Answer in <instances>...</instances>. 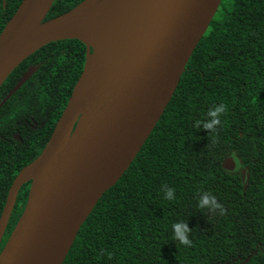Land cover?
<instances>
[{
	"label": "trees",
	"instance_id": "16d2710c",
	"mask_svg": "<svg viewBox=\"0 0 264 264\" xmlns=\"http://www.w3.org/2000/svg\"><path fill=\"white\" fill-rule=\"evenodd\" d=\"M83 1L55 0L45 21ZM21 2L0 0V33ZM84 62L79 41L50 43L0 86V95L7 94L38 66L14 95L33 96L11 98L0 115L6 110L48 119L40 135L18 150L0 143V216L13 180L48 142ZM219 104L225 112L214 131L194 126ZM232 153L241 170L230 176L222 163ZM162 186L174 189L173 200L164 198ZM29 188L27 183L19 192L0 249L25 208ZM205 191L222 205V215L197 206ZM177 221L191 230L190 247L173 238ZM62 264H264V0L221 1L154 130L81 225Z\"/></svg>",
	"mask_w": 264,
	"mask_h": 264
},
{
	"label": "water",
	"instance_id": "95a60500",
	"mask_svg": "<svg viewBox=\"0 0 264 264\" xmlns=\"http://www.w3.org/2000/svg\"><path fill=\"white\" fill-rule=\"evenodd\" d=\"M54 1L22 0L0 33V86L24 60L50 43L76 40L86 49L82 73L48 142L8 190L0 243L18 192L30 183L25 208L0 252V264L64 262L81 225L154 130L222 0H178L162 32L130 59L91 36L109 24L120 0H84L45 21ZM99 3L97 22L74 27ZM45 6L38 23L30 27L32 15ZM74 12L67 26L55 25ZM37 69L23 74L1 106ZM222 169L232 176L241 170V162L232 153ZM242 175L246 189L247 170Z\"/></svg>",
	"mask_w": 264,
	"mask_h": 264
},
{
	"label": "bare ground",
	"instance_id": "6f19581e",
	"mask_svg": "<svg viewBox=\"0 0 264 264\" xmlns=\"http://www.w3.org/2000/svg\"><path fill=\"white\" fill-rule=\"evenodd\" d=\"M178 0H120L115 15L105 28L91 33V36L106 44L119 56L130 59L147 42L164 29L165 17L177 7ZM104 3V1H102ZM47 6V5H46ZM35 11L30 27H34L46 8ZM101 3L94 5L88 14L74 27H82L98 21ZM77 12V11H76ZM75 12L55 22L56 26L65 27L74 17Z\"/></svg>",
	"mask_w": 264,
	"mask_h": 264
},
{
	"label": "flooded vegetation",
	"instance_id": "af4514ba",
	"mask_svg": "<svg viewBox=\"0 0 264 264\" xmlns=\"http://www.w3.org/2000/svg\"><path fill=\"white\" fill-rule=\"evenodd\" d=\"M64 41H70V40H64ZM85 52H86V49H85ZM72 55H75V54L73 53ZM69 60L73 64L75 62V56L73 58L69 57ZM9 93L10 92H8L5 95H0V110L4 107V105L11 98H31L33 96L30 94L29 95L14 96L15 95L14 94L1 106L2 102L8 96ZM37 96H35L34 98H37ZM47 98H57V96H53V97L49 96ZM47 120H48L47 116L40 114V113H33L32 115H30L27 112H23V113L19 114V113L10 112V111L5 110L0 115V143L5 144L6 146H11L12 148H14L13 150H18L16 148L25 145L24 141L34 139L35 135L36 136L40 135L41 130L44 128L45 122ZM25 135H27L28 137L23 138V136H25ZM28 184L30 186V183H28ZM19 192H18V195H19ZM18 195H17V198H18ZM17 198H16L15 205L13 207V211L17 205ZM13 211H12V213H13ZM12 213H11V215H12ZM10 218H11V216H10ZM9 221H10V219H9ZM8 224H9V222H8ZM7 227H8V225H7ZM7 227H6L5 233L2 237L0 246H1L2 241L4 240L5 236L7 235V232H8ZM7 240H8V238H7ZM7 240L5 241V243L7 242ZM5 243H4V245H5ZM3 247L0 249V252L2 251Z\"/></svg>",
	"mask_w": 264,
	"mask_h": 264
},
{
	"label": "clouds",
	"instance_id": "9594fccd",
	"mask_svg": "<svg viewBox=\"0 0 264 264\" xmlns=\"http://www.w3.org/2000/svg\"><path fill=\"white\" fill-rule=\"evenodd\" d=\"M225 112V106L223 104H219L218 106H214L213 108L209 109L207 112L208 120L201 123V121H195L196 127H202L203 129L208 130V132L214 131L215 127L221 123L220 116ZM162 190L164 192V198L166 200H173L174 199V189L162 186ZM197 206L199 208H206L208 211L214 212L219 210V213L222 215L224 209L220 203L217 202V199L214 195L210 192H202L199 194ZM190 229L187 227L186 221H177L172 224V232L173 238L178 240L180 244L185 246H191V240L189 239Z\"/></svg>",
	"mask_w": 264,
	"mask_h": 264
}]
</instances>
